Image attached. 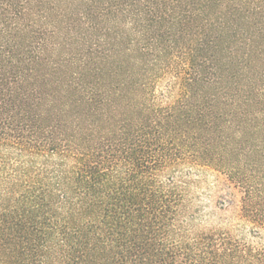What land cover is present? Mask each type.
Instances as JSON below:
<instances>
[{"label":"trees","instance_id":"trees-1","mask_svg":"<svg viewBox=\"0 0 264 264\" xmlns=\"http://www.w3.org/2000/svg\"><path fill=\"white\" fill-rule=\"evenodd\" d=\"M0 264H264V0H0Z\"/></svg>","mask_w":264,"mask_h":264},{"label":"rangeland","instance_id":"rangeland-1","mask_svg":"<svg viewBox=\"0 0 264 264\" xmlns=\"http://www.w3.org/2000/svg\"><path fill=\"white\" fill-rule=\"evenodd\" d=\"M204 193V198L205 201L207 200H213L214 202L219 199V196L222 195V199L223 198H231L229 195H227V189L221 185L219 186V184L216 181V176L214 174H209L207 177V181L203 184V188L201 190ZM236 203L238 202V198L235 199ZM211 207V205H210ZM212 209H215V206H212ZM218 210V209H217ZM219 212V211H217ZM230 212L227 213V215H229ZM214 221H216V219L214 218ZM213 221V222H214Z\"/></svg>","mask_w":264,"mask_h":264}]
</instances>
